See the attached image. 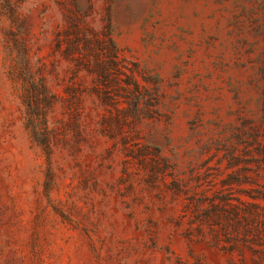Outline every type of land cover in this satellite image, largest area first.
Here are the masks:
<instances>
[{"label":"rangeland","instance_id":"374dc122","mask_svg":"<svg viewBox=\"0 0 264 264\" xmlns=\"http://www.w3.org/2000/svg\"><path fill=\"white\" fill-rule=\"evenodd\" d=\"M0 264H264V0H0Z\"/></svg>","mask_w":264,"mask_h":264}]
</instances>
